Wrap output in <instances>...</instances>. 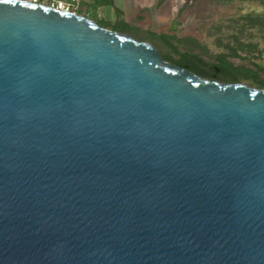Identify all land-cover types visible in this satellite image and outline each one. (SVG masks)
<instances>
[{"label": "water", "instance_id": "water-1", "mask_svg": "<svg viewBox=\"0 0 264 264\" xmlns=\"http://www.w3.org/2000/svg\"><path fill=\"white\" fill-rule=\"evenodd\" d=\"M0 264H264V90L0 0Z\"/></svg>", "mask_w": 264, "mask_h": 264}, {"label": "rangeland", "instance_id": "rangeland-1", "mask_svg": "<svg viewBox=\"0 0 264 264\" xmlns=\"http://www.w3.org/2000/svg\"><path fill=\"white\" fill-rule=\"evenodd\" d=\"M89 1L90 3L79 0L78 11L88 14V17L95 21L104 20L114 24L116 20H122L128 23L132 30L138 27L143 31L156 33H169L174 29L173 33L179 38L195 40L210 56L227 52L225 46L232 41L230 36L235 32L228 27L231 21L247 14L264 18L263 5L233 0H161L159 6L157 4L160 0H111V6L99 0L96 3ZM117 11L121 12L120 17L116 14ZM260 35L262 34L254 29L245 32L241 39L245 43L258 42L261 57H258L257 52H253L250 54L254 56L251 62L234 60L236 64H243L252 69H255L254 64L264 67V39ZM262 77L264 78V74Z\"/></svg>", "mask_w": 264, "mask_h": 264}, {"label": "trees", "instance_id": "trees-1", "mask_svg": "<svg viewBox=\"0 0 264 264\" xmlns=\"http://www.w3.org/2000/svg\"><path fill=\"white\" fill-rule=\"evenodd\" d=\"M92 1L96 3L98 0ZM99 1L110 6L112 5L111 0ZM233 1L242 3L251 2L264 6V0ZM160 4L161 0L157 6ZM120 13V11L116 12L119 17L121 15ZM78 14L88 17V14L82 11H78ZM93 21L103 28L117 31L122 34H128L137 40L150 43L157 49L162 60L184 68L201 78L214 79L226 83L246 82L252 87L264 90V78L262 77L264 74V67L261 64H254L255 69H252L243 64H236L234 62V60L251 62L253 55L250 56V54L253 52H257L258 57H261L262 52L258 48V42L251 41L245 43L241 39V36H243L245 32H251L254 29L261 33L262 35H260V37L264 39V18L260 16L247 14L231 21L228 27L234 29L235 32L230 36L232 41L225 46L227 52L218 53L214 56H210L204 52L203 47L195 42V40L179 38L173 33L174 29H171L169 33H156L150 30L143 31L138 27L132 30L131 26L122 20H116L114 24H110L104 20ZM240 53L245 54L241 55Z\"/></svg>", "mask_w": 264, "mask_h": 264}, {"label": "built area", "instance_id": "built-area-1", "mask_svg": "<svg viewBox=\"0 0 264 264\" xmlns=\"http://www.w3.org/2000/svg\"><path fill=\"white\" fill-rule=\"evenodd\" d=\"M34 4H41L61 11L76 13L79 9V0H18Z\"/></svg>", "mask_w": 264, "mask_h": 264}, {"label": "crops", "instance_id": "crops-1", "mask_svg": "<svg viewBox=\"0 0 264 264\" xmlns=\"http://www.w3.org/2000/svg\"><path fill=\"white\" fill-rule=\"evenodd\" d=\"M84 1H88V3H90V1L89 0H84ZM97 19H99V17L97 16Z\"/></svg>", "mask_w": 264, "mask_h": 264}]
</instances>
